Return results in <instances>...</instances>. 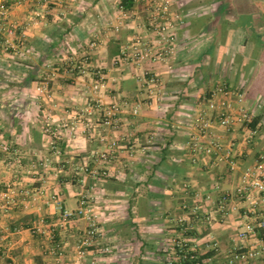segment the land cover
<instances>
[{
	"label": "crops",
	"instance_id": "crops-1",
	"mask_svg": "<svg viewBox=\"0 0 264 264\" xmlns=\"http://www.w3.org/2000/svg\"><path fill=\"white\" fill-rule=\"evenodd\" d=\"M121 1L4 0L0 183L22 203L4 212L0 201V264H166L173 239L205 264H227L238 247L264 244V193L236 194L245 170L264 161V0H170L176 50L168 64L141 65L115 60L134 37L152 36L150 0L131 10ZM145 69L163 83L160 103L137 78ZM219 84L243 93L230 100L250 118L229 129L213 118L196 144L198 116L215 117L206 99L222 98ZM92 98L119 105L115 124L102 122L104 110L81 114ZM212 140L220 147L207 152ZM86 204L100 234L79 257L89 220L63 213ZM247 222L254 231L241 239ZM240 264H264V252Z\"/></svg>",
	"mask_w": 264,
	"mask_h": 264
},
{
	"label": "built area",
	"instance_id": "built-area-1",
	"mask_svg": "<svg viewBox=\"0 0 264 264\" xmlns=\"http://www.w3.org/2000/svg\"><path fill=\"white\" fill-rule=\"evenodd\" d=\"M26 0H15L16 3H23ZM36 1V0H29ZM149 14L151 25L153 27L152 36L134 37L130 43L125 45L120 52V56L115 60V63L128 62L136 63L141 65L145 61H155L161 63H169L170 56L174 54L176 50L177 35L175 29L179 17L176 19L171 14L170 0H150L149 3ZM9 8L5 4L4 0H0V37L4 36L7 31L4 21L8 18ZM38 14V13H37ZM10 33L14 32V29L10 28L8 30ZM137 78L141 81L143 85L147 84L149 86V91L153 94V100L157 103L163 100V83L159 76L153 73L151 70L145 69L138 74ZM104 80L97 82L94 85L95 89L104 87ZM40 90H43L40 88ZM217 92L222 94L221 99H216L210 97L206 99V107L215 113V117L204 115L202 112L198 116L197 128L199 134L196 136V144L198 140L208 134V128L213 123V118H216L221 126L225 129H229L235 120H249V113L245 108H239V113H234V105L230 100L231 96H236L239 103L244 99L243 93L239 90L230 89L227 84L217 85ZM139 106L134 107V112H138ZM97 110H104L105 117L102 122L106 125L115 124V114L119 111V105L113 104L111 107H105L100 99L92 98L87 101L86 106L81 110V114H90ZM89 126V124H86ZM71 129H76L75 126H71ZM76 132V130H74ZM45 132H47L51 137H57L58 129L57 127H52L50 123L45 126ZM50 143L54 145V140L51 138ZM199 144V143H198ZM2 147L7 150L8 145L4 144ZM220 147L217 141L212 140L211 143L206 147L207 152H211L213 149ZM107 154L100 152L99 157L101 159H107ZM44 166L48 167L50 165L49 159H45ZM250 188L256 189L260 193H264V161L258 162L252 167L245 170L242 182L236 188L237 195H246ZM21 193L17 188L11 183L1 184L0 183V201L1 208L4 212H8L11 208L18 206L22 203ZM230 193H224L220 198V207L223 208L226 202L231 198ZM187 207V205L185 206ZM196 210V209H193ZM73 216H85L89 220V228L86 233L80 238L77 245V253L79 257H84L87 253V249L93 244L95 238L99 236L100 231L97 227L96 220L91 216V207L89 205H83L74 211H65L63 213V219L67 220ZM40 231V227L38 228ZM254 231V225L250 222L245 224V228L238 232V237L241 239H246ZM174 253L169 256L166 264H205V260L201 257L200 252L192 247L186 240L173 239ZM54 251L60 250L58 248H53ZM62 252L61 250L59 251ZM264 252V244L258 248H243L238 247L233 250L228 258L227 264H240V262L252 263ZM5 264H14L12 259H9Z\"/></svg>",
	"mask_w": 264,
	"mask_h": 264
},
{
	"label": "trees",
	"instance_id": "trees-1",
	"mask_svg": "<svg viewBox=\"0 0 264 264\" xmlns=\"http://www.w3.org/2000/svg\"><path fill=\"white\" fill-rule=\"evenodd\" d=\"M136 3V0H122L121 4L124 9L131 10Z\"/></svg>",
	"mask_w": 264,
	"mask_h": 264
}]
</instances>
